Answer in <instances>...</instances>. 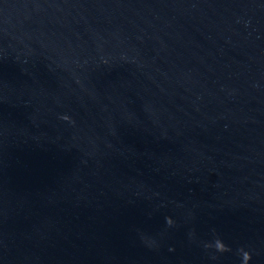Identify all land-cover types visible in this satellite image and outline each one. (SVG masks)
<instances>
[{
	"label": "water",
	"instance_id": "water-1",
	"mask_svg": "<svg viewBox=\"0 0 264 264\" xmlns=\"http://www.w3.org/2000/svg\"><path fill=\"white\" fill-rule=\"evenodd\" d=\"M261 207L264 0H0V264H159Z\"/></svg>",
	"mask_w": 264,
	"mask_h": 264
},
{
	"label": "clouds",
	"instance_id": "clouds-1",
	"mask_svg": "<svg viewBox=\"0 0 264 264\" xmlns=\"http://www.w3.org/2000/svg\"><path fill=\"white\" fill-rule=\"evenodd\" d=\"M63 119H67V117H63Z\"/></svg>",
	"mask_w": 264,
	"mask_h": 264
}]
</instances>
